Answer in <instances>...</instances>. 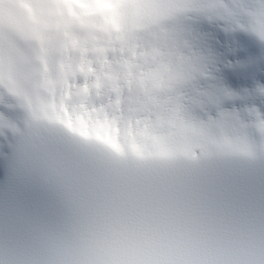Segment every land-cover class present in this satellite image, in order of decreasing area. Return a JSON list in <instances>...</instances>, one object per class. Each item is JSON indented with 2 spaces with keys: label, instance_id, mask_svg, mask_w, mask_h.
Wrapping results in <instances>:
<instances>
[{
  "label": "clouds",
  "instance_id": "9594fccd",
  "mask_svg": "<svg viewBox=\"0 0 264 264\" xmlns=\"http://www.w3.org/2000/svg\"><path fill=\"white\" fill-rule=\"evenodd\" d=\"M177 2L2 0L18 43L0 71V142L44 152L68 140L95 149L94 164L115 175L123 165L108 146L151 151L145 129L155 128L178 154L179 178L264 173V81L241 92L225 83L233 42L264 47V0H185L194 10L180 15L199 40L169 27ZM169 118L174 126L157 127ZM224 136L246 143L225 156L216 143ZM2 264H264V199L220 234L125 229L82 214L16 243Z\"/></svg>",
  "mask_w": 264,
  "mask_h": 264
},
{
  "label": "snow or ice",
  "instance_id": "6c2138e0",
  "mask_svg": "<svg viewBox=\"0 0 264 264\" xmlns=\"http://www.w3.org/2000/svg\"><path fill=\"white\" fill-rule=\"evenodd\" d=\"M189 10H194L190 3L178 0L174 6L176 16L169 27L189 39H202L180 15ZM17 43L14 26L5 27L0 9V71L9 69L10 55ZM231 51L229 48L228 52ZM248 78L253 85L257 77L252 73ZM260 91L264 92V88ZM225 95L233 96L234 93L225 90ZM175 122V118L165 119L157 127L164 129L174 126ZM257 127L264 132V119L257 120ZM145 134L155 145L151 151L129 150L115 144L108 146L123 168L115 170V175L107 173L101 193L84 207L82 214L95 215L107 225L125 229L181 235L226 233L240 222L244 208L228 194L231 179L226 174L203 179L179 178L173 171L178 154L169 146L168 136L155 128H146ZM216 143L220 152L228 156L246 141L243 137L224 136ZM182 155L187 161L200 163L187 150Z\"/></svg>",
  "mask_w": 264,
  "mask_h": 264
}]
</instances>
